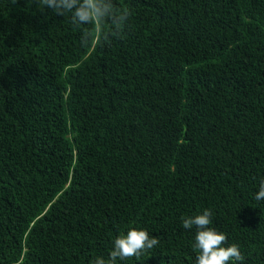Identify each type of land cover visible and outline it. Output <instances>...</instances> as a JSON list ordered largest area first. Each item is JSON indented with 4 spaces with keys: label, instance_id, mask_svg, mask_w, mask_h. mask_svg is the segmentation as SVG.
<instances>
[{
    "label": "trees",
    "instance_id": "1",
    "mask_svg": "<svg viewBox=\"0 0 264 264\" xmlns=\"http://www.w3.org/2000/svg\"><path fill=\"white\" fill-rule=\"evenodd\" d=\"M120 39L0 0V264H195L212 224L264 264V0H115ZM107 29H105L106 31Z\"/></svg>",
    "mask_w": 264,
    "mask_h": 264
},
{
    "label": "clouds",
    "instance_id": "2",
    "mask_svg": "<svg viewBox=\"0 0 264 264\" xmlns=\"http://www.w3.org/2000/svg\"><path fill=\"white\" fill-rule=\"evenodd\" d=\"M16 2L17 0H13L14 4ZM33 2L42 13L48 8L58 16L64 17L70 14L71 24L81 29L80 42L85 47L97 43L110 44L113 38L120 39L132 15L130 9L117 6L115 0H33ZM255 199H264V180L260 182ZM212 215L211 209H205L202 214L181 217L183 228L191 229L196 226L197 229L193 248L199 254L195 264L242 262L244 257L239 246L233 243L225 247L226 234L210 227ZM158 243L159 240L150 237L146 230L133 227L127 231L126 235H121L114 240L113 250L107 260L97 257L92 264H116L118 258L127 260L139 257Z\"/></svg>",
    "mask_w": 264,
    "mask_h": 264
}]
</instances>
